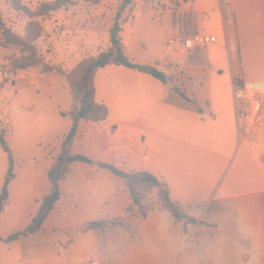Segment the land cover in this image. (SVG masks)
I'll use <instances>...</instances> for the list:
<instances>
[{"label": "rangeland", "instance_id": "obj_1", "mask_svg": "<svg viewBox=\"0 0 264 264\" xmlns=\"http://www.w3.org/2000/svg\"><path fill=\"white\" fill-rule=\"evenodd\" d=\"M55 1L20 0L31 14L7 3L0 8L3 23L0 25V194L5 184L8 191L7 202L0 214V264H147L150 258L158 257L154 247L162 246L171 237V225L176 222L168 211H163L162 232L157 214L144 223L138 216L141 211L134 205L126 181L100 164H113L124 171H147L172 191L174 200H180V192L186 189L190 190L187 196L190 201L194 199L203 203L215 186L240 190L247 185L242 178L244 150L239 151L235 162L227 157L216 159L208 152H200L199 158L193 160L192 155L185 154L183 158L190 159L193 164L186 174L180 175L181 169L186 170V164L179 167L180 152H176L173 142L148 134L149 148H146L119 140L120 136L131 141L140 140L138 132L129 131L125 126L118 125L114 132L109 128L110 122L92 124L74 117L79 126L71 153L86 156L91 162H75L70 166L69 173L60 182V199L40 231L6 241L8 236L23 231L30 224L43 197L50 192L48 170L59 155L63 137L72 125L68 75H72L86 59L109 50L110 28L123 2L100 0L94 4L95 0H68V6L60 10L44 16L38 14L42 3ZM155 1L167 3V0ZM191 6L192 1L188 3V7ZM222 11L221 6L215 11L207 9L203 15V32L211 31L220 36L219 16ZM127 12L129 6L122 13L121 29ZM226 13L227 37L232 41L230 5ZM5 29L33 45L39 58L36 67L15 68V63L27 52L23 45L4 41ZM126 29L125 26L124 35ZM246 32L244 41L247 48L253 49L249 50L252 61L257 30L248 26ZM212 36L216 40V36ZM243 46L244 43L242 49ZM244 68L254 76L264 75V65L260 63L253 61ZM109 76L104 72L103 80L111 81ZM247 86L245 92L249 89ZM112 88L107 91L108 88L104 90L99 85V100L107 97L111 117L127 116L130 100L126 96L113 97ZM226 89L233 94L227 81ZM258 90L263 88L258 87ZM254 94L252 98L243 96L247 114L244 119L249 125L264 122V106L257 115L259 103L253 100ZM155 98L152 93L150 103L153 106ZM256 99L259 100L258 95ZM252 117L254 121L251 122ZM1 138L8 150H5ZM224 154L230 158L233 156L231 148ZM253 169L250 167L245 173L253 174ZM156 193L148 192L145 202L155 200ZM95 220L106 221L107 228L100 232L88 230L87 223ZM177 227L180 228V224ZM144 246L146 249L141 252ZM177 252L176 245L168 250L161 257L163 264H175Z\"/></svg>", "mask_w": 264, "mask_h": 264}, {"label": "crops", "instance_id": "obj_2", "mask_svg": "<svg viewBox=\"0 0 264 264\" xmlns=\"http://www.w3.org/2000/svg\"><path fill=\"white\" fill-rule=\"evenodd\" d=\"M190 1L192 6L188 7ZM134 3L132 15L122 25L123 36L120 33L124 52L135 63L157 67L168 80L164 84L149 75L116 65L100 69L96 75V98L109 109V128L116 132L120 125L138 132L140 140L131 141L124 136L119 140L146 148H149L148 134L173 142L176 152H180L179 167L186 164V170L181 169L180 175L186 174L193 164L183 158L185 154L192 155L193 160L199 158L200 152H208L216 159L227 157L235 162L243 149L242 178L247 183L240 190L215 186L203 203L190 201L187 197L190 190L186 189L180 192V200H174L168 189L171 199L196 222L172 224L171 237L162 246L154 247L158 257L150 258L147 264H163L161 257L175 245L178 250L175 264H264V122L249 125L244 119L247 118L244 99L237 100L234 92L230 95L226 89V81L232 89L235 82L245 87L248 84L244 97L252 98L258 88L252 82H264V75L254 76L244 68L253 61L264 65V0H228L225 5L220 0H167V3L134 0ZM228 5L233 23L232 41L227 37ZM220 6L223 9L219 16L220 36L203 32V15L207 9L215 11ZM248 26L257 30L252 61L249 50L253 49L247 48L244 41ZM206 34L215 35L216 40L195 48L185 47L187 38ZM104 72L110 75L111 81L103 80ZM99 85L104 90L108 88L107 91L113 86V97L126 96L130 100L127 116H110L107 97L98 98ZM262 88L255 92L259 100L253 99L261 107L264 106ZM152 93L156 97L155 106L150 103ZM261 111L262 108L257 115ZM230 148L231 158L224 154ZM250 167H254V173H245ZM154 214L159 216L162 232L163 211L138 216L148 223ZM145 249L144 246L140 251Z\"/></svg>", "mask_w": 264, "mask_h": 264}, {"label": "trees", "instance_id": "obj_3", "mask_svg": "<svg viewBox=\"0 0 264 264\" xmlns=\"http://www.w3.org/2000/svg\"><path fill=\"white\" fill-rule=\"evenodd\" d=\"M0 1V8L6 6L7 3L16 7L17 10L21 9L31 14L30 9L20 4V0ZM99 1L100 0H95L94 4H98ZM68 2V0H57L53 3H42L38 14L44 16L50 12L60 10L63 6H68ZM134 4V0H123L114 17L109 33L110 47L108 51L116 50L115 56L111 58L107 53L108 51H102L97 56L83 61L74 72L75 75L74 73L68 75V82L72 96V125L70 130L63 137L59 155L48 170L50 192L43 197L39 210L32 217L30 224L23 231H18L8 236L6 241H14L22 236H27L28 234H34L40 231L43 228L47 217L60 199V182L64 180L69 173L70 166L75 162H91L86 156L72 154L71 146L77 135L79 126V123L74 119L78 106L77 103H81L79 113L81 121L92 124H104L107 122L109 109L106 104L99 103L96 98V75L100 69L109 65L122 66L139 73L147 74L164 84L167 83L168 79L166 75L157 67L149 64L135 63L131 61L124 52L120 38L122 30L120 19L122 13L128 6L129 12H127V17H124L125 21L132 15ZM2 24L0 13V25ZM3 38L7 43L23 45L27 52V55L15 63L16 69L36 67L39 64V58L36 56V51L33 45L23 41L21 37L12 34L8 29L3 31ZM44 70L48 71V69ZM198 111L202 112L200 108H198ZM1 143L5 145V141L2 138ZM4 148L5 150H8L6 145ZM100 166L108 169L112 174L126 181L133 203L139 208L141 215L145 216L146 213L150 211H168L175 222H196L194 218L184 212L183 208L178 203L171 199L169 190L162 185L161 181L155 175L143 170L124 171L113 164L101 163ZM8 179L9 178H6V180ZM150 191H157L156 199H151L148 202H145L147 200L146 195ZM7 199L8 191L7 184H5L0 194V214L3 211ZM107 226L108 223L103 220H95L87 223V229L96 232L104 231Z\"/></svg>", "mask_w": 264, "mask_h": 264}, {"label": "built area", "instance_id": "obj_4", "mask_svg": "<svg viewBox=\"0 0 264 264\" xmlns=\"http://www.w3.org/2000/svg\"><path fill=\"white\" fill-rule=\"evenodd\" d=\"M220 2L225 5L228 0H220ZM212 41H215V38L210 35V34H206V35H195L193 37H189L185 40V47L187 48H195V47H198V46H202V45H205L206 43L208 42H212ZM245 90H246V87L244 85H241V84H238V83H234L233 84V91H234V95H235V98L237 100H242L243 99V96L245 95ZM253 99H256L255 98V94L253 96ZM258 100V99H256ZM259 103V102H258ZM259 110L258 112L261 110V103H259Z\"/></svg>", "mask_w": 264, "mask_h": 264}, {"label": "water", "instance_id": "obj_5", "mask_svg": "<svg viewBox=\"0 0 264 264\" xmlns=\"http://www.w3.org/2000/svg\"><path fill=\"white\" fill-rule=\"evenodd\" d=\"M108 54H109V56L111 58H113L115 56V54H116V50L110 51ZM252 84L255 85V86H259V85L260 86H263L264 85V82L258 81V82H252ZM80 108H81V103L79 102L78 103V106H77V111L75 113L76 120H80V116H79Z\"/></svg>", "mask_w": 264, "mask_h": 264}, {"label": "bare ground", "instance_id": "obj_6", "mask_svg": "<svg viewBox=\"0 0 264 264\" xmlns=\"http://www.w3.org/2000/svg\"><path fill=\"white\" fill-rule=\"evenodd\" d=\"M257 87H264V85H263V86H260V85H259V86H257ZM245 91H246V90H245Z\"/></svg>", "mask_w": 264, "mask_h": 264}]
</instances>
